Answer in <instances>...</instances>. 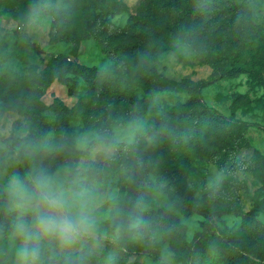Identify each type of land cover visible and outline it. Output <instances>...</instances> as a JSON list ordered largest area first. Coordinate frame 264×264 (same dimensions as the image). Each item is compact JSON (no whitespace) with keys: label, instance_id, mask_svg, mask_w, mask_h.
I'll use <instances>...</instances> for the list:
<instances>
[{"label":"rangeland","instance_id":"1","mask_svg":"<svg viewBox=\"0 0 264 264\" xmlns=\"http://www.w3.org/2000/svg\"><path fill=\"white\" fill-rule=\"evenodd\" d=\"M37 1L41 5H55V9L47 14L34 5L36 13L26 20L23 0H10L7 4L0 1V112L14 108L28 121L32 132L43 128L59 135L66 130L111 123L113 119L124 123L123 116L137 108L134 97L139 98L144 109L140 120L150 125V133L155 134L153 143L146 146L142 141L139 146L140 152L153 161L147 173L154 189L145 198L144 212H170L185 226L187 242L181 244L165 230L156 228L148 229L142 236H127L123 240L125 245L135 248L147 243L156 248L165 264H187L189 250L201 239L208 215L199 211L186 215L167 194L158 190L167 169L173 164H183L185 178L201 206L222 205L232 209L218 211L211 219L212 225L231 243L264 251V243L256 241L244 220L252 216L264 225V165L261 163L264 155V0H224L223 5L208 6L204 0H186L185 5L194 7L187 17L189 36L176 47L163 50L155 60L145 47L151 48L167 23L176 21L178 10L168 5L170 0H66L71 5L75 3L73 8L64 6L62 0ZM234 3L239 6L228 9ZM250 9L252 19L249 20ZM217 13L222 28L215 30ZM134 16L145 21L139 46L134 39L137 34ZM208 17L212 22L205 26L204 18ZM236 20H243V24L233 26L231 21ZM228 39L237 40L238 45L228 43ZM210 46L215 48L212 57L215 66L202 57ZM62 56L132 77L127 99L118 102L111 112L108 98H99V91L86 78H78L73 93L57 78L40 83V74L47 72ZM218 56L221 60H217ZM233 56L241 70L230 75ZM191 87H196L203 100L219 113L245 123L244 130L233 135L239 151L223 167L217 164V159L225 149L227 133L210 132L215 146L213 156L208 154L203 139H196L189 149L186 147L183 134L186 110L199 112L200 109L197 105H188L195 93ZM32 92L36 96L35 106L44 115L45 126L23 112L26 107L23 95ZM56 99L73 108L77 115L72 117L56 108ZM3 124L0 119V130ZM12 171L8 169V174L0 175V187L4 188ZM145 177L144 173L142 179ZM110 182L120 190L126 187L118 173ZM6 243V239L0 240V244ZM120 258L124 255L115 244L106 243L92 264H116L115 259ZM136 263L160 264L144 253H133L119 264ZM0 264H12V258L0 259ZM239 264H254V260L245 256Z\"/></svg>","mask_w":264,"mask_h":264},{"label":"clouds","instance_id":"2","mask_svg":"<svg viewBox=\"0 0 264 264\" xmlns=\"http://www.w3.org/2000/svg\"><path fill=\"white\" fill-rule=\"evenodd\" d=\"M0 175L13 169L0 194L10 218L0 259L12 264H92L106 243L142 236L151 225L141 180L152 166L141 142L155 141L135 117L57 135L33 134L14 108L0 112ZM23 168V172L19 169ZM125 188H114V174Z\"/></svg>","mask_w":264,"mask_h":264},{"label":"trees","instance_id":"3","mask_svg":"<svg viewBox=\"0 0 264 264\" xmlns=\"http://www.w3.org/2000/svg\"><path fill=\"white\" fill-rule=\"evenodd\" d=\"M1 2H10V0H0ZM217 1V2H216ZM63 5L66 7L73 8L75 3L71 5L66 0H62ZM75 2V1H74ZM186 0H170L169 6L177 8L178 17L174 23H167L166 29L163 30V34L158 39L154 40L151 48L145 47L148 51L149 56L152 60H155L163 50L169 49L171 47H176L189 36L187 29V17L193 12L194 7L185 5ZM226 1L224 0H204L205 5L218 4L223 5ZM34 5H38L39 8L47 14L52 13L55 9V5L45 4L41 5L37 0H23V8L26 10L25 19L33 17L36 13ZM239 5L230 4L228 9L235 10ZM250 8V6H249ZM68 9V8H67ZM249 10L247 19H252V14ZM71 11L69 10V14ZM134 24L137 27V34L135 35V44L140 45L139 38L143 34V27L145 21L134 16ZM215 30L222 28V22L220 21V14L217 13L215 16ZM212 22L210 17L204 18V24L209 25ZM243 24L241 21H231L233 26H238ZM212 35V34H211ZM228 43L233 45H238L237 40L228 39ZM214 44V42H212ZM208 52L205 56L202 55L203 60L212 63V57L215 54V48L208 47ZM143 53V51H141ZM240 55H245L242 51H239ZM237 55V54H236ZM223 57V55H222ZM236 56H233L232 66L230 68V75L241 70V66L236 63ZM217 60H221V56L217 57ZM146 66V65H145ZM83 77L88 79L93 84L95 90L99 91V98L104 100L108 98V111H115L116 104L122 100H125L129 90L131 89L132 77H127L125 75L116 74L108 69L101 68L98 66H88L78 61L69 60L67 56H62L56 60V62L48 69L47 72L40 74V83L50 82L57 78L59 81L63 82L68 86L70 92H74V87L78 84V78ZM192 93L190 99L188 100V105H197L200 109L199 112L186 110V121L184 135L186 136V147L189 149L195 140L203 139L205 145L208 148V154L213 156L215 146L212 145L210 140V132H217L218 130L223 133H227V139L225 142V149L217 159V164L220 167L225 166L228 161L235 155L239 148L233 142V135L236 132H241L245 128V123L235 117L228 118L225 115L219 113L214 107L209 106L202 98L200 91L196 87H191ZM34 92L23 95V100L25 101L26 107L23 110L27 116H29L34 122L38 123L40 126H45L44 115L42 114L39 107L35 106ZM137 101V108L132 114H127L123 116V122H127L135 117L140 119L144 115L143 105L139 104L140 100L134 97ZM127 99V98H126ZM23 100L20 102L23 104ZM56 108H59L63 113H67L72 117L77 115V112L73 108L67 107L62 100L56 99L54 101ZM45 129H39L33 131V134H38L44 132ZM214 139V138H213ZM261 163L264 165V155L262 156ZM145 180H141L142 191L137 193L134 190L133 195H142L144 199L148 197L154 189V182L149 177L147 171L145 172ZM158 190L167 194L173 201L175 207L186 215H190L195 212H202L208 215V219L205 221L204 231L200 234L201 239L195 243V245L189 250L187 256V264H239L245 256L252 257L254 264H264V251L257 247H247L243 248L239 245L231 243L217 228L211 223L212 217L218 211L226 210L231 211V207H221L222 205L215 206L213 208H208L201 206L195 196L193 191L190 189L187 179L184 175L183 164H173L167 171L161 182L158 184ZM3 188L0 187V194H2ZM144 217L149 221L151 227L149 229L161 228L166 231V233L174 237L179 243L185 244L187 242L186 228L182 225L178 218L173 216L167 210H150L144 212ZM249 232L260 244L264 243V225L261 221L256 219V217L246 216L244 218ZM10 218L5 215L2 209H0V235L6 236L10 232ZM146 232V231H145ZM144 232V233H145ZM220 242V243H218ZM218 244L220 248L217 247ZM117 249L124 255L123 259H115V263L119 264L124 261L133 253H144L149 257L153 258L154 261L157 260L160 264H165L160 254L155 247L144 243L135 248L127 247L125 242H120L115 244ZM213 246V247H211ZM215 246L217 248H215ZM136 264H146V263H136Z\"/></svg>","mask_w":264,"mask_h":264}]
</instances>
